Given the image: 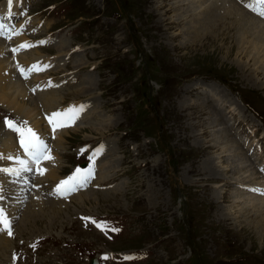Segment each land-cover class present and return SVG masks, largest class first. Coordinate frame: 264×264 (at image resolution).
Returning a JSON list of instances; mask_svg holds the SVG:
<instances>
[{"label":"rangeland","instance_id":"rangeland-1","mask_svg":"<svg viewBox=\"0 0 264 264\" xmlns=\"http://www.w3.org/2000/svg\"><path fill=\"white\" fill-rule=\"evenodd\" d=\"M195 1L199 10L190 11L187 0H32L29 17L36 32L28 36L46 41L39 47L46 55L67 54L64 60L57 55V68L47 73L59 79V87L65 86L58 91L60 104L73 101L79 107L78 101H82L96 107L83 109L87 116L82 125L77 123L79 129L64 136V149L55 148L61 159L57 176L63 177L84 160L78 157L81 144H100L102 139L106 141L107 174L101 177L106 180H94L90 190L79 191L93 192L92 198L84 197L81 203L73 199L79 192L60 205L44 198L42 210L55 208L52 212L58 216L31 219L28 223L36 226L27 224L21 230L17 228L26 207L20 212L14 198L5 195L1 202L17 215L13 234L7 237L13 243L7 251L9 260L0 262L90 264L95 257L98 264H264V238L247 226L255 217L244 212V219L233 198L250 195L240 189L245 185L241 181L258 178L248 168L256 157L246 155L235 170L225 167L230 177L244 172V176L238 174L240 182L229 177L221 183L202 170L207 161L223 169L222 146L240 142L245 151L243 140L253 134L256 141L263 142L264 151V77L239 69L234 62L244 60L231 49V55L225 53L231 36L241 38L237 28L243 16L232 10L218 13L215 10L221 7L215 0ZM209 6L214 11L207 10ZM167 7L171 11L166 12ZM197 13L200 19L191 28L194 36L205 25L216 32L213 35L218 40V34L226 30L227 42L212 43L204 37L194 43L186 36L185 29ZM247 36L241 38L242 44L252 42ZM65 37L61 52L58 48ZM246 68H253L251 62ZM254 80L258 86L252 85ZM208 82L225 83L231 89L228 97L220 100V116L207 113L208 107L202 115L195 114L196 108H182V100L196 103L212 97L192 86L203 83L211 89L214 83ZM240 99L258 111L255 116ZM6 118L15 120L0 104V129ZM218 128L225 132L219 135ZM215 134L219 136L213 138ZM258 155V161L264 158V153ZM57 182L56 178L47 179L43 187ZM114 185L117 188L110 189ZM24 189H14L12 195L16 190L22 194ZM214 190L220 191L218 198L212 196ZM31 208L41 210L39 205Z\"/></svg>","mask_w":264,"mask_h":264},{"label":"bare ground","instance_id":"bare-ground-1","mask_svg":"<svg viewBox=\"0 0 264 264\" xmlns=\"http://www.w3.org/2000/svg\"><path fill=\"white\" fill-rule=\"evenodd\" d=\"M15 1H18V0H12L11 7H9L8 0L4 1V3H6V6L4 8V12L6 14L9 11L11 12V11L15 10L14 9ZM187 1L190 3V5L188 4L190 11H195L197 9L199 10V6L195 3L196 2L195 0H187ZM215 2H216V4H219V7H221V8L223 7L224 4L229 2L230 4H233L232 5L233 10H237L240 13H242V15H243L242 20L243 21L240 22L238 25V28H237L239 30L238 32L241 33V35H240L241 38H245V36L248 35L247 37L251 38L250 40L252 41L251 43H248L249 42V40H248L247 42H245V44H242L241 42H243V40L241 38H238V40H237V39H234L233 36H231L230 45H233V46L231 48L230 45H226L225 53L228 55H231L230 51L235 52V54L238 58H240L241 60H244L243 63L241 61L238 63L234 62V64L236 66H238L239 69H241L243 71H247L250 74V76H252V75L258 76V74L260 73L264 77V50H263V47H264V20L258 19L257 13H255L253 11H251L250 13L244 12L241 5L237 3V0H215ZM164 3H165V1H164ZM213 6L207 7V10L214 11ZM165 11L166 12L171 11V8L169 9L167 7V9H165ZM176 11H178V8H176ZM215 11H217V10H215ZM204 12H207V11H204ZM190 13L191 12H189L188 14H190ZM198 13L200 14V11ZM199 14L196 15L191 21H189V24H190L189 28H188V30L185 29L186 30V32H185L186 36L194 39V43H197L199 39L204 38V37L206 40L211 41L212 43H214V41H217V42L218 41H222V42L226 41L227 42L228 34H227L226 30H222V32L218 34V35H220L219 36L220 40H218L217 37L215 35H213V34H216V32H211L212 28H209L205 25H203L201 27L200 31L194 36V34L192 33L193 30L191 28L193 26H196L198 19H200ZM230 14H231V12H230ZM221 15H223V14H221ZM231 16H233V15H231ZM235 16H237V15L235 14ZM218 18H216L215 20H217ZM194 19H196V21ZM219 20L221 21V19H219ZM236 20H237V18H236ZM33 21H34V19H32V22ZM212 21H213V19H212ZM3 23H5L6 25H14L15 31H19L20 34L19 35L13 34L11 39H7L5 37H0V104L2 106L4 105L6 107V110L14 115L15 120H13V121H16L17 123L23 122L24 124H26L27 127L32 128L42 139L45 136H49V135L52 136L53 138L49 140V151L46 154V155H50L52 157V159H43V161L40 162L39 164H35L34 162L31 161L30 157L27 155V153L24 152V149L21 147L18 134L9 130L5 126V124H3L2 128L0 129V155H2L4 158H0V168L19 167V164L16 160L7 159V157H9V156L19 157L20 159H24V160L29 161L30 167H35L32 169H36L35 175L37 177H41L44 180L55 179V178L57 179L58 178L57 169L60 166L61 159L59 156L55 157V149L54 148H57L59 150L64 149L65 147L62 143L64 136L67 135L69 133V131H76L77 129H79V128H76L77 123H80V125H82L81 120L83 119L84 115H85V117L87 116L86 111L87 110H95L96 107L93 106V103L90 104L91 102L87 103V105H84V110H86L85 113L83 115L81 114L82 112L78 114L79 116L82 115V117L77 123H75L77 121V118H76L72 124L65 126V127H62L59 130L53 131V125L49 122V117L51 116V114L54 112L63 113L64 110L69 109L75 105V104L74 105L73 104H67V105L60 104L59 100L61 99V97L59 96L58 91L61 88H64L65 86L59 87L60 86L59 80H57L53 77L47 78V73H49L50 70L55 71V68H57V67H54V63L57 60V55H59V54H56L54 56H50V55H46V54L42 53L41 50L38 48L39 47L38 46L39 41L29 39L25 35L26 29H29L28 24H27V26H23V24L21 22H16V23L12 22L10 24H7L6 22H3ZM237 29L235 28V30H237ZM12 31H13L12 29H9L10 33ZM217 32H218V30H217ZM63 41H64V43L61 44L60 48H58V49H62L61 52H63L65 49L64 46L67 42V38L65 37L60 42H63ZM25 42H27L29 45H31V47L21 49L16 53L12 52L13 48H18L20 45L24 44ZM59 56L62 58V60H64V57L66 55H64L63 57L61 55H59ZM249 62H251V64L253 65V68H250V70L248 71L247 70L248 68H246V67H247V63H249ZM244 63H246V64H244ZM33 65H36L37 69L28 73L27 78H25V75L21 74L19 68L23 67L25 70H27L29 68H32ZM45 65H47V67H45ZM251 70H254V71L252 72ZM254 81H251L252 85L256 86L257 85L256 81L255 82ZM72 84H76V83H72ZM190 86L191 85H188L187 88H190ZM195 86L199 87L198 91L201 92L202 94H204L205 96H209L208 94L211 93L213 98L207 97L206 102L200 101V102H196V103H193V102L184 103L182 100V102H180L181 103L180 105L182 106V108H188L189 106L192 108H196L197 111L195 112V114L202 115V114L206 113V112H204L205 111L204 108L208 107L209 112H207V113H213L216 115L215 111H216L218 105L220 104L218 97L219 96H222L225 98L228 97V95H229L228 88L225 86H223L222 88H219V87H216V85L214 84L210 89V86L207 87L203 83H195L194 87ZM84 91H86V90H84ZM90 94H91V92H90ZM199 96H202V95H199ZM229 99H228V101H229ZM198 100H200V99H198ZM210 100H212L213 104L210 102ZM75 101H78V99L77 100L75 99ZM226 112H228V111H226ZM232 113H234V111H232ZM244 117H246V116H244ZM59 119H60V122L62 123L65 118L60 117ZM217 121L221 122V120H217ZM222 121L226 122L224 119H222ZM210 122L212 123L211 120H210ZM228 123L229 122H227L226 124H228ZM232 126H234V125H232ZM222 130H223V128H218L219 135L221 134ZM237 134H238V132H237ZM218 136L215 134V136L213 135V138L218 137ZM237 136H239L237 138H240L241 134H239ZM221 138H223V137H221ZM233 138L235 141L236 137H233ZM244 141H247V143ZM254 141H256V138H250V139L243 140V143L245 145L247 144L245 151L241 150L240 142H239V144H228L227 146H225V145L222 146V149H221L222 165L225 164L223 169H219V168H217V166H213L211 163H209L207 161L205 163L206 165L203 163L202 170L203 171L206 170L205 172H207V175L210 178L217 179L219 182L222 183V181H224V180H227V179L229 180V177H230V176H228L227 173H225V167L230 166L233 170H235L236 165L238 163H240L242 160L247 158L246 155L247 156L254 155L256 157V160L254 158L251 160L250 163H248V168L253 170V172L258 175L257 179L249 180L246 177H245L246 179L242 177L243 179L241 181L239 179L241 176L239 177L238 174H241L242 176H244V172H239L240 170H238L239 173L236 174L237 177H236V175L231 174L232 176L230 178L233 182L234 181H239V182L241 181L242 184H245V185H243V187L241 186L242 188H240V189H242L246 193L250 194V195H245V196H242L239 194V195H235L234 197L232 195V197L235 200L234 206L236 207V209L238 211H240L239 213H241V216H243L244 212H245L248 216L255 217L254 219L251 218L250 221H252V222H249V225H247V226L254 227L255 230L260 233L259 237L264 238V226H263L264 225V195H258L257 193L253 192V190L249 189V188H260L261 186L264 185V174H263L262 170H259V168L257 166V164L259 163V161L257 160V158L259 156L258 155V153H259L258 142L259 141L258 140L256 142H254ZM214 146H216V140L214 142ZM250 148H253V152L251 155H248L247 149L249 150ZM104 151L105 150H103L102 154H104ZM218 157L219 156L217 155V158ZM102 159H100L97 162L98 172H97L96 178H95V180H97V182H101L103 180H106V179H103L104 176L107 174V173H105L106 169H103L100 167V162ZM220 160H221V158H220ZM220 160H219V162H220ZM46 168H47V171H49V169H50V171L45 175L44 171ZM40 169L44 170L43 174L40 173V171H39ZM110 169H112V167ZM113 171H115V170H113ZM200 172H202V171H200ZM28 173L29 172L22 171L20 175L23 174L24 175L23 179L26 180L27 178L25 177V175ZM2 176L6 177L7 181L13 179L14 182H16L18 184L21 183L18 180V179L21 180L20 177L10 176L8 174L0 172V177H2ZM101 177H103V178H101ZM43 179H42V181H43ZM236 184H239V183H236ZM23 186H24V188H26L25 185H23ZM56 186L57 185H55L54 187H56ZM1 187H2V184L0 183V188ZM114 188H117V185L110 187V189H114ZM107 189L105 191H101V193L106 192ZM19 191L20 190H16L15 191L16 195H13V196H17V194H19ZM28 192H29V190L27 191L26 194H30ZM219 192H220L219 190L217 192H215V190L212 191V196L215 197V195H216L218 198V196L220 195ZM263 193H264V191H263ZM12 194H13V192H12ZM92 194H93V192H91V191L89 192L86 190L82 193L79 192V194L75 195L73 197V199H75L76 201L81 203L82 200H85L84 197H86V198L91 197L92 198ZM260 197H263V198L258 199ZM29 198H30L29 202L25 206L26 210L24 209L25 211L23 213V217H22V221H21L23 224L20 223L21 225H19L17 229L21 230L22 228H24V225L26 226L27 224H28V226H31V225L36 226V224H29L28 222H31L34 219H41L43 216H47V215L50 216L51 214H53V216H51L52 218H54L55 215L58 216L57 212H52L53 209H55V208H50V209H48V211H44V210H42L41 206L45 205L44 198H49L50 201H52V202L55 201V202H57L58 205L61 204L60 203L61 201H58L56 199H50V197H47L44 194H39L37 192H32V194L30 195ZM226 199H227V197H226ZM3 202H4V200H3ZM36 205H39V208L41 209L39 212H37L38 210L34 211L31 208V207H36ZM62 205H66V204H62ZM8 211L11 214H14L13 222L15 223V219H16L15 216L16 215H15L14 211H11V210H8ZM246 214L244 215V219H245ZM256 217H258V218H256ZM244 226H246V225H244ZM7 237H8V234L6 231L0 232V259L3 261L9 260V255H8L9 253L7 254V251L13 245L12 241H9L7 239ZM0 263L3 264L5 262H0Z\"/></svg>","mask_w":264,"mask_h":264},{"label":"snow or ice","instance_id":"snow-or-ice-1","mask_svg":"<svg viewBox=\"0 0 264 264\" xmlns=\"http://www.w3.org/2000/svg\"><path fill=\"white\" fill-rule=\"evenodd\" d=\"M9 7H11L12 0H8ZM247 8L252 10L253 12L257 13L259 16L264 17V0H249V2L245 5ZM13 13L10 11L8 12V16H12ZM5 17L3 15H0V37H5L7 39H11L12 35H19V31H15L14 25H6L3 23ZM9 29H12L13 31L10 33ZM40 44L46 43V41H40L38 42ZM31 47L27 42L20 45L18 48H13L12 52L16 53L21 49ZM19 67V66H18ZM47 67V65H45ZM37 66L33 65L32 68H29L25 70L23 67H20L19 70L22 75H25V78H27L28 73H30L33 70H36ZM84 106L81 105L79 107L72 106L69 109L64 110L63 113L61 112H54L49 117V122L53 125V131L56 130L57 127H65L66 125L64 123L60 122V117H64L66 120L74 121L76 118H78V113L83 111ZM5 126L18 134L19 136V142L21 147L24 149V152L27 153V155L30 157L31 161L39 164L42 159H52L50 155H46L48 153L49 149L48 146L45 144L44 140L40 138V136L30 127H25L20 124H18L16 121H13L11 119L6 118L5 119ZM104 150V146L100 145L97 147V149L93 152L92 156L89 157V160L92 161V163L89 164V166L86 169L77 168L72 173L71 176H69L66 180L60 181V183L56 186V192L60 195H67L73 191L78 190L81 187L87 186V184L91 181V179L94 176L95 172V158L102 154ZM0 158H4L2 155H0ZM9 160H16L19 164V167H4L0 168V172L8 174L10 176H16L19 177L22 171L29 172L33 171V169L29 166V161L20 159L19 157H7ZM41 174H43V169L39 170ZM256 189H254L255 191ZM4 194L2 188H0V201L4 200ZM11 220L9 219L8 214L6 213L5 209L0 206V232L6 231L9 236H11L12 228H11ZM113 231H119V229L114 228ZM35 247V245H33ZM107 259V256L104 257ZM133 257L125 256L124 259H132Z\"/></svg>","mask_w":264,"mask_h":264},{"label":"water","instance_id":"water-1","mask_svg":"<svg viewBox=\"0 0 264 264\" xmlns=\"http://www.w3.org/2000/svg\"><path fill=\"white\" fill-rule=\"evenodd\" d=\"M91 264H97V262L96 261H92Z\"/></svg>","mask_w":264,"mask_h":264}]
</instances>
